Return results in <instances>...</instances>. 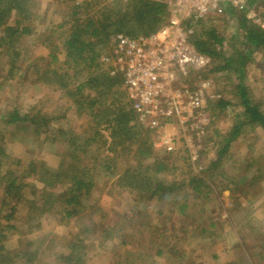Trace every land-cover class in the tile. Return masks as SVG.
I'll return each mask as SVG.
<instances>
[{
  "label": "rangeland",
  "instance_id": "1",
  "mask_svg": "<svg viewBox=\"0 0 264 264\" xmlns=\"http://www.w3.org/2000/svg\"><path fill=\"white\" fill-rule=\"evenodd\" d=\"M33 1L35 7L31 12L33 16L29 23L30 34L20 38L17 45L19 50L13 64L15 68L21 65L22 71L33 69V78L37 87L33 83H25L20 87L17 84L20 79L17 78L10 81L8 73L12 62L2 53L0 55V70H2L0 117L15 110L18 116L28 114L34 119L48 116L51 121L45 132L36 137L31 136L30 129L4 127L0 123V148H4L6 156L9 157L0 162V202L3 199L5 186L2 176L6 173H14L17 176L27 174L31 162L35 163L36 169L44 163L48 169L56 170L61 161L70 163L71 158H77L82 159L86 168L93 171L98 160L110 155L106 152L107 147H98V144L102 143L101 140L84 148L81 153H72L75 146L72 144L78 143V137L81 140L91 137L94 127L92 118L88 114L78 115L71 105L73 102L69 100V94L73 89L45 86L41 82V77L49 64L60 71L68 69V74L73 76L71 81L68 79L70 88L85 82L88 78L85 71L78 74V69L75 70L72 65L69 67L65 64L67 58L64 55L66 48L64 44L68 34L73 29H80L81 33L85 34L83 38L85 43L96 44L95 36L84 32L87 30L83 28L87 20L96 22L97 28L98 22L105 25L110 21H120L122 16H130L132 13L131 9L126 11L127 5L135 3V0ZM254 5L256 12L264 16V0H256ZM238 16L239 13L230 16L221 11L204 20L209 24L208 26L212 25L215 28L217 35L223 38L220 50L227 56H232L236 52L234 49L238 48L245 59L242 75L230 71L209 75L214 90L220 95V100L228 101L229 105L221 111H215L214 116L210 117V125L204 134L198 137L192 132L184 133L183 137L182 132L172 126L162 130L150 129L148 134L151 136V146H149L152 159L148 157L142 160L144 164L152 163L155 159L162 160L168 169L164 176L167 182H179L188 173L205 178L210 182L211 187L207 198L188 195L186 203L191 214L186 217H181L178 212L175 197L172 199L167 196L163 201L138 199V196L130 194L129 190L115 186L117 177L109 179L113 172L117 171L121 174L126 165H135L133 153H130L127 159L123 155L115 170L102 171L101 178L98 172H93L95 176L92 178V188L84 205L87 209L76 215L75 223L69 225L61 223L59 214L53 210L39 218L36 216L29 218L27 203L19 204L14 214L17 220L11 222L18 227L16 228L18 232L9 233L1 244L4 250L3 258L6 259L5 264H23L16 257L19 252L24 251L35 254L34 264H63L64 258L70 252L66 243L79 244L73 235L78 230L81 231L74 228V225L81 223L95 233L93 236H89L88 233L83 234L85 264H117L115 262L119 261L120 256L126 252L131 255L129 259L132 264H237L245 260L247 264H264V257L261 260L257 255L260 250L258 246L262 245L264 249V132L256 126L257 124H254V127L243 125L223 153L220 168L209 174L204 173L209 163L215 159L218 150L224 146L223 140L235 127L236 116L243 111L238 105L240 100L235 94L238 91L236 90L238 78L242 80L241 84L248 101L251 102L250 107H257L264 115V50L247 48L243 45L245 39L237 27ZM62 24L63 26L59 27ZM6 26H14L12 18L3 27ZM129 29L136 31L128 35L131 37L143 32L141 28L132 24ZM110 42L99 58L100 63L110 47ZM52 54L55 55L56 61L50 64L49 56ZM218 63L216 61L214 65ZM212 67L210 61L208 68L201 70L194 77H200L202 72L211 70ZM7 77L9 80H6ZM105 119L108 118L104 116L102 120ZM135 122L134 119L132 124L135 125ZM136 124L138 125L137 122ZM105 127L102 126L100 129ZM141 130L143 131V128ZM100 135L105 143H110L107 138L109 130H103ZM160 136L170 137L174 141L175 148L172 152L157 144ZM187 144L190 147H187ZM134 149L135 146L132 147L133 151ZM192 151L197 153V161L194 163L189 158ZM75 165L77 166V163ZM257 175L259 176L257 183L251 184L250 179L256 178ZM51 181L52 179H44L37 171L34 181L27 182L22 189L23 201L30 202L33 199L31 196L33 186L37 195L38 191L44 190L49 196L59 198L66 186L56 185ZM235 184H239V187L236 188ZM182 191L185 194L190 192L185 187ZM184 202L181 200L180 204ZM92 211H97L93 220L95 223H100V231L105 225L114 226V232L118 231L112 241L102 242L99 245V242L105 238H102V233L93 227L89 219ZM246 221L255 224L252 228L255 233L244 229ZM210 222L213 223V227L209 226ZM182 229L193 233L186 235ZM200 230L205 232L200 235ZM256 236L259 237L256 239ZM157 251L161 253L159 256L156 255Z\"/></svg>",
  "mask_w": 264,
  "mask_h": 264
},
{
  "label": "trees",
  "instance_id": "2",
  "mask_svg": "<svg viewBox=\"0 0 264 264\" xmlns=\"http://www.w3.org/2000/svg\"><path fill=\"white\" fill-rule=\"evenodd\" d=\"M255 2L256 0H249V4ZM33 7H35V1L33 0H0V55L3 53L8 57V61L9 59L11 60L10 62H12V65H10L8 76L11 78L10 81H13L15 78L20 79L17 83L20 87L25 83H33V85L37 87V83L33 78V69L22 71L21 65L17 68L14 67L17 51L19 50L17 46L19 40L21 37L30 34L29 23L33 16L31 13ZM128 9L132 11L130 16L124 15L120 21H110V23L105 25L98 22L99 26L101 25L100 27L98 26V28L95 26L96 22L94 23L93 20L90 21V19L87 20L83 27L87 28V30H84V32L91 36H95L96 44L85 43L83 39L85 34H82L80 29H73L68 34L64 44V47H66L64 55L67 58L65 64L69 67L72 65L71 67L75 70L78 69V74L85 71L88 76L85 82L78 84L74 88L72 86L70 88L68 79L71 81L73 76L68 74V69H66V71H63V69L60 71L54 69L49 64L47 68H45V71L42 72L41 77V82L45 86L55 87L56 89H66L67 87L73 89L69 94V100L73 102H70L71 105L78 115L88 114L92 118L91 121L94 127L92 128L91 137L85 138L84 140L78 137V143L72 144L75 145L72 153H81V150L84 148L96 144L101 140L102 143L98 144V147H107L106 152L110 153V155H105V158L102 157L98 160V164L93 171L86 168L82 159L71 158L70 163L61 161L56 170L48 169L44 163H42L39 169H36L35 163L31 162L28 165L29 172L27 174L17 176L14 175V173H6L3 175L2 180H5V186L3 199L0 202V264H5L6 262V259L3 258L4 250L1 245L2 242L7 239L9 233L18 232V229H16L18 227L11 222L17 220L14 214H16L19 204L23 202L27 203L29 218L33 216L39 218L44 214L51 213L53 210L59 214L61 223H66V225L72 224L73 222L75 223L76 215L83 213L87 209L84 205L89 198L90 189L92 188V178L95 176L93 172H98L100 175L99 178H101L102 171L106 170L109 172L115 170L118 161H120L119 159L123 155L127 159L129 154L133 153L132 158L136 162L135 165H126L121 174H118L117 171L113 172L110 174L111 176L109 179L117 177L115 186L129 190L130 194L137 195L138 199L140 198L143 201H160L162 199L163 201L167 196L172 197V199L175 197L174 201L178 204V212L182 215L181 217H186L191 214L190 211L188 212L186 203L188 195L206 199L210 194V182L201 176H197V174L188 173L187 176L179 182H167L164 176L168 169L167 165L162 160L155 159L152 163H142L143 159L145 160L148 157L152 159V152H150L151 136L148 134L150 129H143V132L141 130L142 127L137 125L136 122L135 125L132 124L135 116L126 101L125 93L122 89V79L120 76L110 77L106 68L101 65L99 58L104 54V49L106 50L105 47H108L106 45H108L110 39L115 34L121 33L130 35V33L136 32L129 29L130 24L141 28L143 31L142 34H148L156 31L163 25L166 15L163 6L149 1L135 0V3L132 5H127L126 11ZM118 12L119 10L117 13ZM222 12L228 13L230 16L239 13L237 17V27L244 35L245 41L243 45L247 48L264 50V31L260 30L251 21L246 19L243 11L224 6ZM10 18L13 19L14 26L3 27ZM63 24L59 27H62ZM208 25L207 22L200 21L191 39L195 49L200 54L207 56L213 66L211 70L208 69L206 72H202L200 78L210 81L209 75L221 71L238 72L242 75V68L245 60L243 59L242 52L237 48L234 49L236 52L233 53L232 56H227L226 53L219 49V47L222 46L223 38L217 35L212 25ZM111 29L114 31H111ZM128 29L131 32L128 31ZM49 57L51 60L50 64L56 61L55 55L52 54ZM216 61L221 65L219 63L214 65ZM1 72L2 70H0V79L2 78ZM38 73L39 71L36 75H38ZM9 78L7 77L6 80H9ZM22 80L25 82H21ZM237 80L238 89L236 90L238 91L235 94L240 100V104L238 105L243 108V111L236 116L237 122L235 127L232 128L228 137L223 140L225 143L224 146L218 150L215 159L209 163V166L204 171L205 174L215 172V170L220 168L223 153L227 150L230 141L233 140V138L235 139L239 129H241L243 125L245 126L248 124L254 127L253 125L257 124L256 126L261 128L264 132V115L259 112L257 107H250L251 102L248 101L245 89L241 84L242 80L240 78ZM1 88L0 85V89ZM11 92L13 91L11 90ZM228 105L229 102L224 99H219L214 103L210 102L209 112L211 117L214 116L215 111H221V109ZM104 116L108 119L102 120ZM50 121L48 116L39 119H34V117L28 114L18 116L15 110L0 117L2 126L26 130L30 129L32 137L39 136L42 132H45ZM102 126L106 127L101 130L100 128H102ZM103 130H109V136L107 138L110 140V143H105L106 141L103 139L102 135H100ZM133 146H135L134 151L132 150ZM97 155L100 154L97 153ZM8 158L9 157L5 154V149L1 147L0 162L2 163L3 159ZM76 163L77 166L75 165ZM37 171L40 172L44 179H52L51 182L56 185L64 184V186H66L59 198L55 199V196H49L44 190L38 191L37 195L35 187L33 186L31 187V196L33 199H31L30 202L23 201L24 194L22 193V189H24L27 182L32 183L34 181ZM256 172L258 173V169ZM258 179L259 176L257 175L256 178H251L249 182L254 185L257 183ZM235 186L237 188L239 184H235ZM183 187L188 188L190 192L186 194L183 193ZM181 200L185 202L180 204ZM31 207L32 210H30ZM94 214H97V211L90 212L89 219L93 223V227L97 229L98 232L102 233V238H105L103 241L99 242V245H101L102 242L112 241L111 239L115 238L114 235H117L118 231L114 232V226L108 227L107 225L100 231V223H95L93 220ZM245 224L244 229L249 230L251 233L253 230L250 228V222L246 221ZM209 226L213 227V223L210 222ZM74 228L81 230H78L73 235L79 244L71 242L66 243V246L70 248V252L64 258L63 264H85V252L83 250L85 237H83V234L88 233L89 236L95 234L92 233L91 228L83 226V223L75 224ZM186 230L182 229V232L184 231L186 235H190V233L192 235V231ZM200 232V235H202L205 230H200ZM20 234L23 233L20 232ZM253 236L254 234H252L251 237ZM258 237L259 236H256V239ZM24 252H19L20 254L16 257L17 260H20L23 264H34L35 254ZM35 252L36 250L34 253ZM160 254V251H157L156 255L159 256ZM130 257L131 255L126 252L123 256H120V260L115 263L132 264L130 263ZM259 257L262 260L264 254L259 253L258 258ZM237 264H247V261L245 260L243 263Z\"/></svg>",
  "mask_w": 264,
  "mask_h": 264
},
{
  "label": "built area",
  "instance_id": "3",
  "mask_svg": "<svg viewBox=\"0 0 264 264\" xmlns=\"http://www.w3.org/2000/svg\"><path fill=\"white\" fill-rule=\"evenodd\" d=\"M148 1L165 8L163 25L133 37L115 34L101 64L110 77H121L126 101L143 129L172 126L183 137L186 132L201 136L211 123L209 103L220 95L211 81L194 77L210 64L191 42L198 23L229 6L244 11L246 19L264 31V16L249 0ZM157 144L168 152L175 148L170 137H158ZM189 158L196 162V151Z\"/></svg>",
  "mask_w": 264,
  "mask_h": 264
},
{
  "label": "crops",
  "instance_id": "4",
  "mask_svg": "<svg viewBox=\"0 0 264 264\" xmlns=\"http://www.w3.org/2000/svg\"><path fill=\"white\" fill-rule=\"evenodd\" d=\"M250 226H251V228H253V227H255V224L254 223H250ZM252 239V238H251ZM253 243H254V240L252 239L251 240ZM253 243H251V244H253ZM257 245H259V242H257ZM261 245V244H260ZM262 246V245H261ZM261 246H258V248L260 249L258 252H257V255L259 254V253H263L264 254V249L261 247Z\"/></svg>",
  "mask_w": 264,
  "mask_h": 264
}]
</instances>
